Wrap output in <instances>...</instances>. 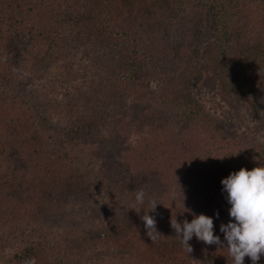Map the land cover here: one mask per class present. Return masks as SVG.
<instances>
[{
  "label": "trees",
  "instance_id": "1",
  "mask_svg": "<svg viewBox=\"0 0 264 264\" xmlns=\"http://www.w3.org/2000/svg\"><path fill=\"white\" fill-rule=\"evenodd\" d=\"M262 28L264 0H0V111L24 98V91H11L20 89V82L26 84L31 80L32 69L62 57L66 46L85 42L83 61L74 71L65 68L60 76L65 83H72L79 95L75 92L70 96L66 108L72 106L73 114L55 141L74 139L72 143H82L96 161L93 174L77 184L73 192L84 197L85 189L117 188L122 176L127 178L132 192L136 191L133 174L137 166L130 164L131 158L136 159L130 155L131 140L126 136L134 128L133 142L141 150V161L154 162V155L169 158L163 167L168 181L175 183L174 190L180 194L177 203L183 206L182 213H190L189 220L193 214L213 215L216 230L220 218H224L225 224L230 219V204L221 180L241 167L251 170L264 164V131L259 133L254 115H264V67L260 69L255 58L256 49L264 54ZM225 55L235 56L233 62L240 66L234 71L229 88L211 81L212 63L218 59L221 62ZM225 67V63L221 64L220 70ZM184 88L187 102L174 111L177 94ZM80 96L83 102H77ZM151 113L164 120L168 117L167 122L197 125L183 150H172L173 138L168 129L157 131L167 142L166 148L162 141L152 142V136L159 134H150L146 115ZM24 115L25 119L17 122L0 116V153L13 165L20 164L21 158L27 161L30 150H46L50 144L49 136L37 127V119L29 112ZM194 138L197 143L192 145ZM33 143L39 146L33 148ZM114 145L118 148L114 149ZM123 164L125 169L120 171ZM146 171L142 169L141 176ZM4 191L5 187L0 192ZM25 192L24 189L21 196L16 194L17 201L7 206L16 214L23 206L31 216L36 213L29 208L36 206L37 201L33 197L27 202ZM145 197L150 198L147 194ZM156 201L159 212L162 201ZM3 211L1 208L2 215ZM158 226L160 235L154 240L145 235L143 223L139 231L129 227L108 238L90 231L82 239L79 236L77 243L94 232L97 248L88 259L93 263L111 256L117 263L129 258V264H178L185 259L195 264L193 257L199 263L205 258L196 255L203 249L208 253L207 261L232 264L222 232L214 233L224 242L222 247L207 245L193 236L189 241L193 250L187 253L172 227ZM28 227L34 230V224ZM29 229L6 231L23 234ZM11 237L0 236V245L15 248L8 260L10 264H21L27 259H33V264L70 263L71 258L66 256L71 254V243L62 246L56 242L43 248L38 244V236H29L28 242H14ZM146 244H150L149 248ZM144 249L152 250L147 254ZM247 259L250 258L246 256ZM260 260L264 263V255Z\"/></svg>",
  "mask_w": 264,
  "mask_h": 264
},
{
  "label": "rangeland",
  "instance_id": "2",
  "mask_svg": "<svg viewBox=\"0 0 264 264\" xmlns=\"http://www.w3.org/2000/svg\"><path fill=\"white\" fill-rule=\"evenodd\" d=\"M257 25L260 27V24ZM262 30H264V28H262ZM202 37L203 36H201V38ZM85 44V42H81L75 46H66L62 52V57L52 60L48 64H43L38 67V69H32L33 76L30 77L31 80L27 81L26 84L20 82V84H17L20 86V89L13 88L11 91V93L24 91L26 93L24 98L15 104L9 103V105L5 106V108L0 111V116H6L12 121L15 119V122H17V120L23 121L25 119L24 114L29 112L31 116L37 119L39 123L37 127L40 132L49 136L48 143H50L45 147L47 148L46 150L43 147H37L34 151L30 150L28 152V157H26L27 161H23L21 158V163L17 165H13L10 159L5 160L3 158L5 156L3 155L4 153H0V191L5 187V191L2 193L0 192V210L3 208V212L5 213L3 215L0 213V236L11 234V238H15L14 242L19 240L28 242L26 240L29 236H38V238H40L38 244L43 248H47V245L53 246L56 242L62 246H65L64 244L66 243L68 246L69 243H71V254L65 255L67 258H71L69 261L70 263L129 264V262L131 263L129 258L124 263H117V260H113L114 258L111 256H105L96 263L88 261V259L91 258V254L97 248L93 238L94 232L90 233L85 241H80V243H77L78 237L81 236L82 239L83 235L94 230L97 236L102 233L103 237L106 238L111 235L116 236L114 233L118 230L124 233L123 231H127L129 227L134 229V231H139L142 228L141 225L144 223L140 218L144 214V209L141 208V211L137 213L134 209L130 208L135 204V193L140 189H143L145 194L150 196L149 199H161L162 208L159 212L156 210L155 216L153 212H149V215L154 216L159 226L166 225L171 227V218H176L181 224L185 219L190 222L191 219L189 220V218H187L190 213H182L184 212L183 206L180 205L181 203H177L180 194H177L175 191L177 194L175 199L171 198L172 191L176 186L174 185L175 183L169 182L166 177L167 171L165 170V164L167 165L170 161L169 158L166 156L160 159L154 155V162L141 161L140 156H138V151L140 149L137 148L138 145L133 142L135 140V135L132 133L134 132V128L132 129L133 131H130V135L129 133L125 135L127 137L130 136L131 141L129 144L132 146L130 155L136 159L134 160L131 158L130 161L131 165L137 166L133 174L137 188L132 185V187L134 186L136 188V191L132 192L131 186L126 184L127 178L122 176L120 178L122 183L119 184L117 188L102 187L97 191L85 189L84 197L82 194L76 195V193L73 192L77 184L86 181L84 178L89 176V174H93L96 161L94 157L89 155L88 149H85L82 143H72L74 139H66L61 142L55 141L60 138V129L66 126L67 118L73 114L70 110V108L73 109V107L69 105L70 107L68 106L69 108H66V104L71 102L70 96L74 95L73 93L76 92L74 91L75 88L72 83H65L64 80H61L60 76L65 68L66 70L71 69L74 71L77 64L83 61L84 56H86L85 52L87 51L84 49ZM215 45L217 46V44ZM260 50L261 49L255 50V58H257L256 63L261 69L264 67V54L260 53ZM225 56H223L221 62L218 61V59L212 63V65L216 67L213 66L212 68L211 81L215 80L218 83L221 82L222 85L229 88V85L234 81V71H236V69L239 70L240 66L233 62L235 56ZM246 56L248 59L250 58L249 54ZM223 63L226 64V67L224 71H221L220 65ZM227 64L229 67H227ZM27 66L28 64H25L24 68L27 69ZM158 84L162 86L159 80ZM4 91L8 94L5 88ZM179 92H181V94H177L178 98L173 108L174 111L180 110V106H183L186 104L185 102H187L184 97V93L186 92L185 88ZM75 94L79 95L77 92ZM236 97V99H238L237 103H239V96L237 95ZM79 100L83 102L81 96L77 98V102ZM166 107L167 106H165V108ZM165 108L160 109V112L165 111ZM154 115L155 113H151L149 116L146 115V123H149L151 126L149 130L150 134H159L157 131L168 129L173 138L171 140L172 150L174 152L179 149L183 150V146L188 142L189 134L193 130L194 133L196 132L197 125L190 122H187V125L176 123V121L167 122L169 119L168 117L164 120L162 116L156 117ZM254 115L256 116V124H258L257 126L260 128L259 133H263L264 115H262V113L260 116ZM15 125L16 123H14V126ZM22 134L24 135L25 131ZM125 135L120 140H123ZM152 137L155 138V140L152 141L153 143L161 144V141L164 142L162 134ZM195 139L196 138L193 139L192 145L197 143ZM120 140L119 142H121ZM164 144L166 148L167 142L165 141ZM32 146L35 148V146L39 145L33 143ZM116 148H118L117 145H114V149ZM165 150L166 152L168 151L167 149ZM157 151L159 152V150ZM9 158H11V154H9ZM120 166L121 168L119 170L123 171L125 165L123 164ZM142 169L147 170L144 174L145 176H141L143 173ZM139 176L143 177V179ZM124 187L126 189H123ZM24 189L27 192H25L23 197L27 202H30L33 197L35 201H37L36 206H31V209L29 208V211L33 210V212L36 213L31 216L27 209L24 211L25 209L23 206L20 208L18 207L19 205L16 206L19 208L17 214L12 213L11 207L7 206L11 202H16L18 199L16 194L19 193V196H21ZM149 199L145 197L146 207L149 206ZM5 206H7L8 209H5ZM211 217H213V215ZM224 222L223 217L217 221L214 233L220 231L217 230V228H220L221 223ZM33 224L34 230L32 231L28 226H33ZM39 226L42 230H37ZM20 228H28L29 230L23 234L7 232L10 230L17 233L20 231ZM76 235L77 237L75 238ZM145 235L148 236L146 233ZM141 236L143 237V234ZM41 237H44L45 241L42 240ZM14 245L16 247L19 246L17 244ZM11 246L12 245L5 243L0 245V264L11 263L8 260L15 249L11 248ZM149 246L150 244H146V247L149 248ZM144 250H146L148 254L152 249ZM139 254L142 255L141 253ZM198 254L202 255V257L204 255L205 258L199 263V261L195 260L193 257L192 262H195V264H219L216 263V261L212 263L209 260L207 261L208 253L203 249H200L196 253V255ZM195 258H197V256H195ZM163 261L165 263L167 262V260ZM260 261L259 264H264L263 260ZM33 263V259H27L21 264ZM244 263L252 264V261L251 259H247ZM132 264H138V262L133 261ZM151 264H156V262H151ZM178 264L191 263H189L188 259H185Z\"/></svg>",
  "mask_w": 264,
  "mask_h": 264
},
{
  "label": "clouds",
  "instance_id": "3",
  "mask_svg": "<svg viewBox=\"0 0 264 264\" xmlns=\"http://www.w3.org/2000/svg\"><path fill=\"white\" fill-rule=\"evenodd\" d=\"M221 184L230 204V219L227 224L220 225L227 242V257L231 258L232 264H244L246 256L252 264H257L261 255H264V164L251 170L241 167L223 178ZM175 196L173 190L171 198L175 199ZM157 203L155 199H149V206L146 207L145 192L140 189L135 193V204L130 208L137 213L141 208L144 209L140 218L151 240L160 235L154 216L149 215V212H156ZM216 216L219 217V212ZM170 225L187 253L193 250L189 244L193 236L207 245L223 246L224 242L214 234L213 217L204 213L193 214L190 222L185 219L182 224L176 218H171Z\"/></svg>",
  "mask_w": 264,
  "mask_h": 264
}]
</instances>
